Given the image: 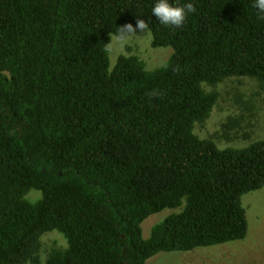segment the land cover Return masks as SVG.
Instances as JSON below:
<instances>
[{"label": "trees", "instance_id": "trees-1", "mask_svg": "<svg viewBox=\"0 0 264 264\" xmlns=\"http://www.w3.org/2000/svg\"><path fill=\"white\" fill-rule=\"evenodd\" d=\"M156 3L0 0V264H147L247 235L241 197L264 186V138L221 149L195 129L226 81L255 80L264 101V20L255 0H169L196 9L174 28ZM138 18L170 58L111 68V35ZM254 107L223 126L238 134ZM165 208L179 211L144 238ZM53 230L66 245L43 257Z\"/></svg>", "mask_w": 264, "mask_h": 264}, {"label": "rangeland", "instance_id": "rangeland-1", "mask_svg": "<svg viewBox=\"0 0 264 264\" xmlns=\"http://www.w3.org/2000/svg\"><path fill=\"white\" fill-rule=\"evenodd\" d=\"M151 32L140 33L119 38L111 35L108 44L111 68L117 62L118 56L137 55L144 60L146 67L154 69L163 65L173 52V48L153 47ZM219 104L212 111L208 121L195 129L198 136L212 137L221 149L240 148L264 138V101L253 96L258 91V84L249 78L233 79L222 84ZM263 97V95H262ZM239 98V99H238ZM238 100V101H237ZM251 102L255 107L250 113L246 111L249 126L233 134L231 129L223 126L229 118L235 121L244 116L240 109V102ZM228 130L230 137H225ZM199 136V137H200ZM247 137V138H246ZM244 144V145H242ZM228 145V146H226ZM241 145V146H238ZM241 203L246 211L248 232L241 240L229 241L217 245L196 247L187 251H162L147 260V264H264V186L244 193ZM179 211V208H165L147 217L142 223L143 237L149 238L154 225L162 222L167 216ZM43 242L45 248L42 256L54 247L65 246V236L57 230L45 234ZM42 259V258H41ZM45 260L43 258L42 262Z\"/></svg>", "mask_w": 264, "mask_h": 264}, {"label": "clouds", "instance_id": "clouds-1", "mask_svg": "<svg viewBox=\"0 0 264 264\" xmlns=\"http://www.w3.org/2000/svg\"><path fill=\"white\" fill-rule=\"evenodd\" d=\"M253 7L257 9L258 19L264 20V0H255ZM195 11V6L192 3L174 5L169 3V0H157V3L152 8L153 16H155L161 24L174 28H180L184 24L187 15ZM149 23L150 20L146 21L138 18L135 27L131 23L119 26L120 34L131 36L137 34L138 30L140 33L148 32L150 31ZM105 50L108 51L109 49L106 48ZM159 95H162L159 91L149 93L150 97Z\"/></svg>", "mask_w": 264, "mask_h": 264}]
</instances>
